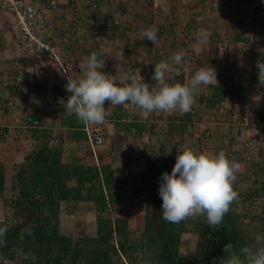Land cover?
<instances>
[{"label":"trees","instance_id":"16d2710c","mask_svg":"<svg viewBox=\"0 0 264 264\" xmlns=\"http://www.w3.org/2000/svg\"><path fill=\"white\" fill-rule=\"evenodd\" d=\"M122 5L120 3V8ZM151 17L153 16L147 17L150 19L146 22L148 26L152 23ZM114 24H119V21ZM241 39L240 33H235L232 40ZM142 44L148 51L147 56L151 57L152 42L145 39ZM21 62L23 66H27L35 65L37 60L22 58ZM133 68L128 65L123 70L129 74L133 73ZM102 71L107 74L118 73L114 63L109 60ZM153 73L150 70L148 74H140L149 84L150 90L155 87V82L151 79ZM179 76L183 78L182 69ZM252 77L256 79V76ZM10 87L13 88L10 96L20 93L18 85L11 84ZM27 87L30 90L36 89L34 82H30ZM207 88L209 90L205 95H208L211 106L233 100L246 106L249 104L246 88L233 86L228 78H219L216 85H208ZM69 95L65 89L58 90L55 96L54 102L59 106L60 117L54 131L53 127L43 125L40 116L12 114L15 100L11 108L9 101L12 99L9 96L4 101L0 100L1 120L9 121L0 126V140L11 143L25 133L32 140L26 150L16 154L19 157L12 164L0 162V194L7 187L13 194L7 202L11 206L13 219L10 223L0 221V228L7 229L6 235L0 237L5 241L0 245V264H3L7 253L16 264H128L127 261L133 264L132 260L140 251L150 253L151 264H223L227 258L224 253L225 244L231 243L239 248L250 243L257 233H264V217L258 220L259 228L256 225L251 228L248 222L243 226L239 221L244 211L240 214L235 210L240 207L246 213L248 211L251 221L257 222L254 209H246L244 202L247 200L249 204H253L259 195L255 188L239 191L237 181L233 187L239 191L238 199L232 203L217 229L206 223L205 216H195L179 224L166 221L162 217L159 184L162 173L171 172L176 156L171 157L173 151L167 154L164 144L167 135L170 138L175 133L184 135L188 129L187 124H172L173 117L166 116V120L170 122L161 129L164 140L158 141V155L164 156L162 160L165 163L161 166L154 160L158 158L157 154L146 148L149 144L140 146L135 143L137 137L143 136L146 131L154 133L155 125L148 123L149 115H143L141 110L130 109L132 106L129 104L126 113L122 105L113 107L106 103L105 108L110 114L105 122L92 125L99 128L104 140L92 145L88 139L89 134H95L91 124L79 122L75 115L68 116L64 110L63 103ZM244 112L245 108L242 106L238 120L228 121L231 124L228 131L232 141L241 139L246 144L264 136V112H257L256 117L251 119L246 110L248 123L245 125ZM191 116L190 111L176 118L191 120ZM127 117L131 118L127 121ZM157 117L164 119L161 114ZM106 122L112 125L114 132L108 130ZM258 125L261 129H258ZM231 127H235L236 131L233 132ZM123 143H127L129 154L123 156L122 166L114 168L113 159L120 155L118 149ZM68 145L76 151L69 162L64 161ZM80 146L85 147L81 150L82 156L77 154ZM113 150L119 153L112 154ZM178 151H182V148ZM131 158H143L144 169L138 173H130ZM259 164L260 162L257 165L250 162L247 172L260 174L262 166ZM240 176L242 173H237V177ZM263 181L261 189H264ZM125 193L132 199L138 195L144 196V222L141 230L129 229L127 216H122V208H117L125 202ZM76 203L92 204L91 212L95 215L94 235L74 239L60 231L59 214L62 204L69 212H78L73 208ZM186 233L192 234L194 243L191 252L183 254L180 247L182 236ZM25 256L29 258L25 259Z\"/></svg>","mask_w":264,"mask_h":264},{"label":"rangeland","instance_id":"374dc122","mask_svg":"<svg viewBox=\"0 0 264 264\" xmlns=\"http://www.w3.org/2000/svg\"><path fill=\"white\" fill-rule=\"evenodd\" d=\"M137 2V7H135L134 2ZM176 4L178 5V8L180 6L181 14L184 15L183 19L185 20V26L187 28V25L190 23L193 24L194 30L197 29V33L201 30H206L210 33L209 30V23H208V17L209 16H217L218 13H216V7L213 2V0H203L201 10H203L204 13H208L207 15H203L200 17H197V21L190 22V18H194V12L198 11L200 13V9L196 7V3L199 2V0H175ZM253 1V0H252ZM255 3L259 0H254ZM264 2V0H261L259 2ZM118 0H113V4H110L111 6L118 7ZM128 4H131V10H130V21L134 22L136 25L132 23L134 31L140 26L142 19L140 16L147 17L149 12H151V6L152 1L151 0H127ZM196 2V3H195ZM211 3L212 7L207 8V3ZM107 4V3H106ZM144 4V5H143ZM171 5V4H169ZM255 5V4H254ZM257 5V3H256ZM107 6V5H106ZM125 6V5H124ZM130 6V5H129ZM162 8V5H160ZM164 6V4H163ZM251 8L250 5H247L245 7V16H248L249 12L248 10ZM170 9V8H169ZM138 10L140 15H138ZM186 12H185V11ZM213 10V11H212ZM118 11V9H116ZM119 17V16H118ZM140 17V18H139ZM122 21H119V24L124 21V23H129L130 21H127V16L119 17ZM229 19H224L223 23L227 24ZM221 23V24H223ZM131 24V23H130ZM152 24L158 25L155 20H153ZM264 24V19H263ZM138 25V26H137ZM132 32V36L134 37V42H137L138 39L135 35V32ZM141 31V30H140ZM219 36H210L209 44L205 47V50L197 55L193 48L191 49V57L184 56L182 64L183 68V78H181L179 75H176L174 78L168 79L169 83H187L190 79L191 75L200 67H205L207 65H210L216 70V77L219 78H228L231 80L232 85L235 87H243L246 88L245 94L248 98L247 107L246 104H240L238 101H228V102H220L219 104L216 103L214 106H211L208 101V95H205L206 92H208L207 86H201L200 91L198 92L196 96V103L193 105L191 110V120H179L176 117H179L181 113L174 112L172 114L164 113V112H154L149 115L148 123L155 125L154 126V133L147 132L144 133L143 136L137 137L135 143L140 144V146L144 144H149V146L146 148H149V151H151L154 154H157V159H154L159 165L163 166L165 165L162 158L164 156H159L158 153V141L164 140V137L162 135L163 130H161L166 125H169L170 121L166 120L167 115H171L173 117L172 124H187V131L184 135L175 133L170 138L169 135L166 136L165 140V152L169 154L168 152L173 151L171 157L177 156V153H179L178 150L182 148H192L193 150H196L198 152H207L209 154H216L220 151H224L227 154V157L230 160H235L239 162L242 165V170L239 173H242V176L237 177V183H238V190H247L249 188H255L258 192V197L254 200L253 204H249L247 200L244 202V207L247 209L250 208L251 210L254 209V215L256 217L257 222L251 221L250 216L243 210V208H237L235 211H239L241 216L239 217V221L243 226L247 225V222L250 223L251 228L256 225L257 228H259L260 223L258 220L260 218L264 217V189H261V182L264 180V141L262 143H259L260 140L256 143L253 140L250 142H247L246 144L241 141V139L238 140H231L230 134H229V127L230 123L229 120L237 121L240 115V109L245 108L248 111L249 117L255 118L257 115V112H264V86H260L257 79V72L258 68L256 66L257 60L264 61V29L261 31L254 32L252 34V37L249 38L251 40L250 43L246 42H235L231 38V33L226 29V27H222V29L219 31ZM192 33L191 37L195 38V35L197 34ZM221 34V35H220ZM213 39V40H211ZM139 40H145L143 38H140ZM161 44H164L162 42ZM258 56V58H255ZM152 59V62L150 63V70L154 72V64L160 62L161 60H170V54L165 52L163 49L162 51H159L157 47H155V52L153 51V57H150ZM185 65V66H184ZM186 73V74H185ZM170 74V73H169ZM185 74V75H184ZM256 76V79L254 80V77ZM186 77V78H185ZM117 78L119 75H117ZM202 96V97H201ZM243 100V99H241ZM55 104V102H54ZM56 105V104H55ZM130 105V104H129ZM240 108V109H239ZM132 110H140L139 108H133ZM244 110V109H243ZM163 115L164 119H159L158 115ZM53 116V115H52ZM56 117V115H55ZM157 119H154V118ZM1 120V119H0ZM52 127L53 131L57 129L56 122L59 121V116L55 120H52ZM4 122H9L8 120H5ZM235 123V122H233ZM91 127L94 128V126ZM108 128V130L114 132L111 124H105ZM104 125V126H105ZM164 125V126H163ZM245 125V122H244ZM234 126V125H233ZM106 128V129H107ZM233 128V132L236 131L235 127ZM260 129V127H258ZM110 131V132H111ZM256 131V129H255ZM250 132V131H249ZM247 134V133H246ZM30 137L28 136H22V137H16L14 140L10 143V149L12 152V161L11 159L7 158V163H13V160L16 159V155H14V152L20 153V149L23 148V144L29 143L28 139ZM245 139L244 137H242ZM257 139V138H256ZM255 139V140H256ZM25 141V142H24ZM254 142V143H251ZM18 144V145H17ZM173 144H178L177 146H173ZM18 146V147H17ZM69 146V145H68ZM79 149V146L77 147ZM85 147L80 146V150L77 151L78 156H82V151ZM67 149V148H66ZM105 149V148H104ZM170 149V151H168ZM8 150V149H7ZM10 150V151H11ZM82 150V151H81ZM121 153L118 154L119 151L113 150L112 154L115 155L118 154L116 159H113L112 165L114 168L122 166L121 164L124 162L123 156L129 154L128 145L127 143L123 145L121 144L120 149H118ZM75 150L73 148H70L66 150L64 161L66 160L69 162V160L74 157ZM157 152V153H155ZM14 153V154H13ZM110 154V153H109ZM107 158L109 159L110 156L108 155ZM131 164L129 166V172L130 173H138L139 171H142L145 167V160L143 158H131ZM250 162H255V165H257L259 162L262 167L260 170V174L258 173H250V171L247 172V167ZM167 163V162H166ZM258 168V166H257ZM255 174V175H254ZM121 176V175H120ZM244 176H246L244 178ZM257 178V181L255 180ZM236 183V182H235ZM264 183V181H263ZM236 185V184H234ZM238 191V192H239ZM13 197V194L11 193L10 189L7 187L2 194H0V221H7V223H10L12 221V210L11 206L7 204L8 200ZM125 202L121 205L119 204L117 208H122L121 215H126L128 218V226L129 229H137L141 230L143 227L144 222V196L138 195L134 199L130 198L128 193H125L123 195ZM7 200V201H6ZM249 205V206H248ZM67 207H65L64 204H62V211L59 214L60 217V231L68 236L73 237L74 239H77L82 236H91L95 234V215L91 212L92 204L91 203H76V205L73 206L75 211L78 212H69L66 210ZM250 228V227H249ZM250 228V229H251ZM192 234L186 233L182 236L181 240V251L184 254L185 252H191V248L193 246L194 240H192ZM150 253L144 254L143 251H140V253H136V256L132 260L133 264H151L149 260ZM12 257V256H11ZM10 255L7 253L3 264H16V262H13V258H11ZM127 261V260H126ZM13 262V263H12ZM128 264H131L127 261ZM18 264V263H17Z\"/></svg>","mask_w":264,"mask_h":264},{"label":"crops","instance_id":"0c3cea01","mask_svg":"<svg viewBox=\"0 0 264 264\" xmlns=\"http://www.w3.org/2000/svg\"><path fill=\"white\" fill-rule=\"evenodd\" d=\"M118 1L116 8L117 5H110L113 4V0H56L57 6L49 11L48 22L51 30L42 33V35L55 46L64 65L69 69L68 74L71 79L82 75L85 62L93 52L102 53L99 58L105 59V63L107 60L114 63L119 77H124L127 74L123 69L128 65L134 67L132 74L140 75L150 72L152 59L147 56L148 51L142 44L143 40H139L140 37L137 36L138 41L134 42L132 36L134 31L132 23L136 24L129 19L131 4H128L127 0ZM202 1L195 2L200 13L195 11L194 18H190V22L197 21V17L208 16V13L201 10L205 5H202ZM259 1L256 2V5L254 0H213L212 4H215V11L218 15L208 17L210 36H219L222 27H226L231 33L232 39L235 33H240L242 39L235 42L250 43L249 38L252 37V34L264 29V2ZM120 3L125 6L122 5L120 8ZM92 4H95L96 8H93ZM134 4L137 7L136 1ZM174 4H176L175 0H152L151 12L144 14L147 17L152 15L151 18L156 21L159 27L158 42L151 46L152 57L155 47L159 51L164 49L170 54V57L180 50H184L185 56L189 58L192 56L191 49L195 44V38L191 37V34L197 33V29L194 30L195 26H192L191 23L186 28L180 6L178 8V5ZM212 4L209 2L206 7L211 8ZM247 5H250L251 8L248 10V16H245L244 12ZM138 15H140L139 10ZM118 16H127V21L130 22L124 23L123 21L116 25L114 24L115 19L122 21ZM140 17L142 21L134 31L135 35H138L142 28L149 27L146 22L150 19ZM224 19H229L227 24L223 23ZM153 20L151 21L153 22ZM152 25L154 24L151 23L150 26ZM95 31L99 33L95 34ZM16 32L13 15L0 10V76L4 74L23 76L21 85H18V92H20L17 93L18 95L10 96L13 91L10 85L15 84L0 82V100L4 101L3 99L8 96L11 99L14 98L15 107L11 111L12 114L40 116L43 125L51 128L53 123L50 119L55 120L57 116L60 117L59 106L54 104V99L58 90L66 89L67 78L52 58H43L38 60L35 65L23 66L21 62L23 57L20 56L16 46ZM162 42L164 44H161ZM184 68L182 66L181 69L184 70ZM140 76L142 77V75ZM174 77H176L174 72L169 74V79ZM30 82L35 83L36 89H28L27 85ZM6 124L0 120V126ZM25 136L29 137L26 133ZM9 142L8 140H0V162L5 163L7 158L13 157V149H10ZM28 142L23 144L21 151L30 146L31 138L28 139ZM14 153V155L17 154V152ZM15 157L18 158L19 156L16 155Z\"/></svg>","mask_w":264,"mask_h":264},{"label":"clouds","instance_id":"9594fccd","mask_svg":"<svg viewBox=\"0 0 264 264\" xmlns=\"http://www.w3.org/2000/svg\"><path fill=\"white\" fill-rule=\"evenodd\" d=\"M158 32L159 27L152 25L142 28L139 37L156 44ZM210 35L206 30L195 35L193 51L197 55L209 44ZM101 54L91 53L82 75L67 78L65 85L70 95L63 103L64 110L68 116L75 115L82 123L103 124L110 114L105 108L106 103L113 107L130 104L133 108H139L145 116L154 112L188 113L196 103L200 87L217 84L216 70L210 65L198 68L187 83L168 82L169 73L180 75L184 50L174 53L170 60L154 64L151 79L155 87L151 90L139 74L129 73L118 79L117 74L115 76L102 71L105 59L99 58ZM256 66L258 83L264 86V61L257 60ZM259 140L262 143L264 136L257 137L254 142ZM241 170L242 165L230 160L224 151L209 154L192 148L183 149L177 153L171 172H164L161 176L159 195L162 217L170 223L179 224L195 216H205L206 223L217 229L232 203L238 199V192L233 185ZM6 232V228H0V237L5 236ZM4 243L0 239V245ZM224 253L227 258L223 264H264V233H257L250 243L239 248L227 243Z\"/></svg>","mask_w":264,"mask_h":264},{"label":"built area","instance_id":"2783aa9c","mask_svg":"<svg viewBox=\"0 0 264 264\" xmlns=\"http://www.w3.org/2000/svg\"><path fill=\"white\" fill-rule=\"evenodd\" d=\"M57 6L56 0H41L35 2L34 0H0V10L9 12L14 17L16 32V46L20 52V56L32 60H42L43 58H52L61 70L62 74L69 78V69L64 65L62 58L57 53L55 46H53L42 33L51 30L48 22L49 11ZM92 7H96L92 4ZM115 23L118 20H114ZM99 33L95 31V34ZM22 71V70H21ZM115 75L116 73H109ZM23 76H8L6 74L0 76L1 83H13L21 85ZM13 100L9 101L11 108L13 107ZM128 104L122 105L123 111L127 113ZM244 122L247 124V114L244 112ZM131 117H127V121ZM94 135L89 134V142L93 144L101 143L104 140L99 128H93Z\"/></svg>","mask_w":264,"mask_h":264}]
</instances>
